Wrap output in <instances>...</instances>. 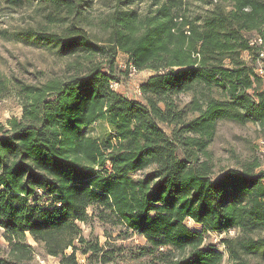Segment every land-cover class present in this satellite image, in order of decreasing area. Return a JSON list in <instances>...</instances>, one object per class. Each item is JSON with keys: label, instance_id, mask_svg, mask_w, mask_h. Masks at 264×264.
Returning <instances> with one entry per match:
<instances>
[{"label": "trees", "instance_id": "1", "mask_svg": "<svg viewBox=\"0 0 264 264\" xmlns=\"http://www.w3.org/2000/svg\"><path fill=\"white\" fill-rule=\"evenodd\" d=\"M25 1L5 3L20 9ZM99 1L108 8L102 41L83 26L94 0H38L47 24L61 28L27 35L67 64L38 86L18 82L21 118L0 124V229L9 244L0 264L30 259L27 235L60 264H77L74 243L83 240L76 223L90 219L88 208L144 239L139 258L264 264L260 165L214 176L208 152L218 121L264 129V62L259 76L260 47L249 43L264 38V0L211 3L197 15L183 0H150L143 10L146 0ZM119 55L126 57L123 74ZM131 70L152 73L138 88L142 102L111 89ZM196 88L207 93L181 110L178 97ZM213 89L223 99L212 98ZM8 90L0 76V100ZM98 122L108 134L85 132ZM229 232L222 250L207 243L209 234Z\"/></svg>", "mask_w": 264, "mask_h": 264}, {"label": "rangeland", "instance_id": "2", "mask_svg": "<svg viewBox=\"0 0 264 264\" xmlns=\"http://www.w3.org/2000/svg\"><path fill=\"white\" fill-rule=\"evenodd\" d=\"M146 0L140 5L143 10L150 2ZM187 3L191 15H197L208 8L212 3H220L229 7L230 0H183ZM95 6L86 14L87 20L83 23L84 29L93 40L102 41L106 34L100 29V22L106 19L108 8L99 0H94ZM228 9V8H227ZM43 13L38 0H26L19 9L9 6L5 0H0V76L8 85L6 96L0 100V124L6 125L9 119H20L22 115L21 100L17 94V86L20 84L38 86L52 78L62 75L66 61L59 60L54 51L42 40L30 37L31 29H44L48 31H60V26L48 25L43 18ZM26 34V35H24ZM264 43V42H263ZM245 60L248 58L244 56ZM260 58V57H259ZM262 60V59H261ZM261 60L256 64L255 73L259 76ZM118 70L123 74L127 70L126 57L119 55L117 58ZM250 64V63H249ZM253 65V64H252ZM251 66V65H250ZM151 72H132L122 76L120 84L115 91L125 98L142 102L139 86ZM202 93H207L202 88H196V94L186 93L176 100L181 110L188 111L189 102L196 95L201 98ZM212 98L223 99L216 89L210 92ZM188 117L192 115L188 113ZM162 129L168 134L166 127ZM87 134L102 137L109 133L108 127L101 122L85 129ZM215 135L208 145L209 161L213 165V174L218 176L220 172L228 169H241L247 164L259 163L256 172L264 174V129L247 122L239 125L225 120L218 121ZM89 220L85 223H76L79 229V238L76 240L75 255L77 264H159L154 256L139 258L138 250L146 245L145 240L118 224L107 223L97 219V213L88 208ZM188 227L194 230L201 228L193 222ZM234 234L217 236L209 234L207 243L217 250H222L220 240L233 237ZM24 243L30 247V259L25 264H60L59 258H51L45 253L43 243L35 242L30 236H26ZM87 245H97L100 252L94 254L87 251ZM86 251V252H84ZM9 244L3 238V230L0 229V258L7 259ZM71 250H66L69 256ZM86 253V254H84ZM222 264H228L224 259Z\"/></svg>", "mask_w": 264, "mask_h": 264}, {"label": "built area", "instance_id": "3", "mask_svg": "<svg viewBox=\"0 0 264 264\" xmlns=\"http://www.w3.org/2000/svg\"><path fill=\"white\" fill-rule=\"evenodd\" d=\"M264 38H262L261 36H255L253 37L252 39L249 40V43L251 46H255V47H260V52H259V57L261 60V65L263 64L264 62ZM132 72H135L134 70H131ZM259 72H261V69L259 70ZM262 73V72H261ZM118 87V84L117 83H112L111 85V89L115 90V88ZM191 221H187L186 223L190 224ZM228 234H233V232H229ZM221 235H225V234H221ZM53 258V257H51ZM39 264H43V262H39Z\"/></svg>", "mask_w": 264, "mask_h": 264}]
</instances>
